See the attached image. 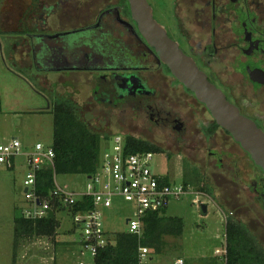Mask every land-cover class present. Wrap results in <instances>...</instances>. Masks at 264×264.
Listing matches in <instances>:
<instances>
[{
  "label": "flooded vegetation",
  "instance_id": "af4514ba",
  "mask_svg": "<svg viewBox=\"0 0 264 264\" xmlns=\"http://www.w3.org/2000/svg\"><path fill=\"white\" fill-rule=\"evenodd\" d=\"M62 1L68 0L28 3L31 23L41 30L39 37L52 36L49 49L41 42L35 65L85 72L92 114L99 111L106 122L114 119L115 126L138 136L151 134L146 142L175 149L182 164L200 171L202 178L206 171L225 173L233 162L230 135L213 123L199 132L191 126L192 120L180 117L184 103L171 102L169 94L175 90H169L170 73L139 36L130 16H125L124 7L95 8L86 22L47 34L51 18H34L36 9L62 10L61 21L57 19L61 24L62 17L78 11ZM178 10L168 26L158 23L208 81L264 134V0H193ZM218 137L223 148L219 151L210 145L208 149L206 144ZM246 156L244 152V230L247 239L264 252V173L250 166ZM215 177L212 173L208 180L216 183Z\"/></svg>",
  "mask_w": 264,
  "mask_h": 264
},
{
  "label": "rangeland",
  "instance_id": "374dc122",
  "mask_svg": "<svg viewBox=\"0 0 264 264\" xmlns=\"http://www.w3.org/2000/svg\"><path fill=\"white\" fill-rule=\"evenodd\" d=\"M29 1L0 0V28L2 31L14 32L18 30L17 21L26 19L25 13L30 17L29 20L27 18L24 21L23 28L26 29L31 25L32 16L28 12ZM41 1L45 5L52 3V0ZM147 1L157 22L168 26L171 23L172 14L177 17L178 9L187 7L193 0ZM62 2L72 5L78 11L75 10L73 16L62 17L61 24L58 23L57 19L59 20L62 10L57 8L53 10L54 7L49 11H41L39 7L36 9L35 18L39 15L44 18H51L49 19L50 25L45 28L46 30L49 29V32L59 31L61 27L64 30H69L75 25L86 22L89 16L94 14L95 8L122 4L120 0H68ZM85 9L90 10L87 12ZM76 12L80 16H74ZM125 16L129 17L126 13ZM28 22L29 24H27ZM25 24L28 26H24ZM28 56L29 54L27 57L25 56L27 61H11L6 47L1 48L0 46V144L9 143L13 139L21 143V156L0 168V234L3 238L8 235V238H11L13 217L21 216L19 209H12L13 203L18 204L20 209L27 208L28 202L25 201L23 195L25 172L19 167L23 155L32 152L38 143L44 147L51 145L52 115L46 111L49 110L48 107L53 104L56 97L57 99L68 97L79 104L83 118L87 119L92 128L102 135V150L111 145L114 134H121L124 137L126 135L132 136L144 141H148V137H151V134L147 132L146 135L138 136L135 132L120 129L112 122L114 119L106 122L99 111H93V115L91 113L93 102L89 96V87L84 86L87 80L85 79V72H62L56 76L53 73L37 69ZM74 75L80 77L75 78ZM69 77H71L72 82ZM40 78H48L51 79L50 81L58 78L57 81L60 80L61 83L58 82L57 92L55 84L40 80ZM167 79L170 82L169 90L171 88L175 90V93L169 94L171 102L178 103L180 101L184 103V106L179 107L181 109L180 117L192 120L191 126L199 132L203 131L206 123L214 124L209 112L195 100L191 93L178 84L171 75ZM67 82L74 87L76 86L75 88H81L79 90L74 89L75 92H69V94L70 89L68 87L61 88ZM43 85H48V87H43ZM65 90L68 91L64 92ZM76 92L77 94H75ZM159 138L163 142V138ZM231 140L233 162L228 164L227 161L226 172L206 171L209 176L214 173L216 183L209 181L208 175L203 178L201 175L199 176L200 171H195L192 168L185 170V164H182L180 154L175 149L166 150L159 144H151L154 149L159 151L151 162V171L158 175H168L171 181L178 185L187 181L190 187L178 201L169 203L165 213L167 216L182 219V233L178 236L163 237V244L159 253H153L147 248L148 253L144 258L145 261L143 260L145 264H174L178 259H182L184 264H222L220 252L224 246L226 224L237 221L244 227V151ZM217 141L220 142V137L215 138L211 143L208 142L206 147L209 149L211 145V148L220 151V148L223 147L221 142L219 144ZM201 156H198L199 159L202 158ZM246 157L248 164L254 167L251 159ZM14 162L16 167L11 170ZM54 182L55 186L66 188L75 193L85 192L88 184L87 177L84 175H59L54 178ZM196 199L200 202V206L201 204L207 206L205 215L201 213L200 206L198 207L194 203ZM102 215L103 228L107 234L127 232L128 228L125 222L127 219L133 218V206L121 199H115L112 207L103 210ZM56 218L59 220L56 234L53 237H40L26 242L24 245L25 253H30L35 248V251L40 252V257L47 260L42 261V264H92L89 254H83L80 249L81 231L79 229L73 230L68 212L58 211Z\"/></svg>",
  "mask_w": 264,
  "mask_h": 264
},
{
  "label": "trees",
  "instance_id": "16d2710c",
  "mask_svg": "<svg viewBox=\"0 0 264 264\" xmlns=\"http://www.w3.org/2000/svg\"><path fill=\"white\" fill-rule=\"evenodd\" d=\"M120 1L126 15L129 16L126 0ZM56 99L46 111L52 115L50 147L54 157L51 166H45L37 173L36 196L40 200L47 198L53 191L56 176L84 175L87 178L92 176L97 169L102 152V135L92 128L87 119L83 118L79 104L68 97ZM214 125L217 127L215 123ZM124 143L127 153L153 152L158 154L159 152L150 143L132 136L126 135ZM184 169L191 168L184 166ZM183 185L190 186L187 181H183ZM62 209L54 206L55 216L53 218L33 220L22 215L15 217L14 234L16 238L53 237L59 227L56 212ZM91 209V199L84 198L71 207L68 214ZM165 213L166 209L147 213L143 217L140 235L129 232H117L113 235L106 233L107 245L97 251L92 264H141L139 248L142 247L149 248L153 253H159L163 237L178 236L183 230L181 218L167 216ZM75 229L73 227V230ZM225 243L228 264H264V252L247 239L244 227L239 222L231 221L226 224Z\"/></svg>",
  "mask_w": 264,
  "mask_h": 264
},
{
  "label": "built area",
  "instance_id": "2783aa9c",
  "mask_svg": "<svg viewBox=\"0 0 264 264\" xmlns=\"http://www.w3.org/2000/svg\"><path fill=\"white\" fill-rule=\"evenodd\" d=\"M21 143L13 139L0 144V166H6L21 156ZM157 153H127L124 136L114 134L111 145L102 150L95 173L88 177L86 191L75 193L55 186L46 198L36 196V177L39 170L51 166L54 153L51 147L36 144L32 152L25 154L26 171L23 179L24 199L29 203L22 215L33 220L48 217L54 206L67 211L84 198L91 199L92 209L70 214L72 224L81 231L79 239L82 253L93 259L99 249L107 245L108 238L103 228L102 211L112 207L115 199H121L133 206V218L125 222L129 233L140 235L143 217L147 213L167 209L172 201H178L190 186L178 185L168 175H158L151 171V162ZM167 179V181H166ZM198 207L200 202H194ZM58 212V211H57ZM55 216V212H54ZM225 238V236H224ZM226 243L220 252L222 264H228ZM147 248H139L140 263L145 264ZM144 260V261H143ZM174 264H184L178 259Z\"/></svg>",
  "mask_w": 264,
  "mask_h": 264
},
{
  "label": "water",
  "instance_id": "95a60500",
  "mask_svg": "<svg viewBox=\"0 0 264 264\" xmlns=\"http://www.w3.org/2000/svg\"><path fill=\"white\" fill-rule=\"evenodd\" d=\"M126 3L137 33L153 50L158 62L207 109L215 124L225 130L247 153L253 164L264 173V134L260 129L241 115L224 94L208 81L193 60L168 37L164 27L154 19L147 0H126ZM206 208L205 204H201L203 215L207 212ZM53 217L54 212L49 210L48 218Z\"/></svg>",
  "mask_w": 264,
  "mask_h": 264
},
{
  "label": "crops",
  "instance_id": "0c3cea01",
  "mask_svg": "<svg viewBox=\"0 0 264 264\" xmlns=\"http://www.w3.org/2000/svg\"><path fill=\"white\" fill-rule=\"evenodd\" d=\"M32 13H34V12H32ZM31 16H33V15L31 14ZM17 23H18L17 28H19V29L14 31V32H4L0 28L1 29L0 46H1V48L6 47V49L8 50V54H9L11 61H14V62H16V61H18V62L27 61L25 58L29 54L28 57L31 58L33 66H35L39 70H44L45 72L53 73L56 76L62 74V72H68V71H64V69L63 70L49 69V68L43 69L40 66L35 65L33 60L34 59H35V61L37 60L36 58L38 57V55L40 53L41 42L45 41L46 43L43 42V45H45L47 47V49H49V46L52 44V42H51L52 36L47 35V36H45L46 39L42 40V38L39 37V34H38L39 31H41V30L38 29L35 22H32L30 26L27 25V24H29V22L27 24H25L24 26H26V25L28 26V28H26V29L23 28L24 20L19 19L17 21ZM48 30L49 29H47L45 32L47 34H51L52 32H49ZM14 57H17V58H14ZM68 74H70V73H68ZM85 75L87 76L88 74H85ZM74 76H75V78L80 77L79 75H74ZM81 78H82L81 80H83V77H81ZM40 80L47 81V82L49 81V82H51V84H55L56 85V92H57V89H58L57 87L59 84L58 82H60V80L57 81L58 78H57V80H52V81H50L51 79H48V78H46V79L40 78ZM69 85H72V84L67 82L66 85L61 86V88L68 87L70 89V91L65 90L64 92L68 91V93L69 92L71 93L74 91V89L79 90L81 88V87L75 88L73 85L72 86H69ZM43 87H48V85L47 86L43 85ZM75 94H77V92ZM41 112H44V111H41ZM24 158H25V156L23 155V160L19 164V167L21 168L22 171L25 172L26 166H25V159ZM13 161H14V159H13ZM1 167H4V166H0V168ZM15 167H16V163L14 162L13 163V169H11V170H14ZM28 207H29V203H27V208ZM12 209L13 210L19 209V211H21V215H22L23 211L25 210L24 208L20 209L19 205L16 204L15 202L12 205ZM14 219H15V217H13V230H12L11 238H8L9 235L6 236V238H3L2 235L0 234V264H42V261L43 262L47 261V260H44L43 258L40 257V252L35 251V248L32 250V252L27 253V254L25 253V249H24L25 243L28 241L40 238V237H22V238L19 237V238H16V236L14 234V229H15ZM71 226H72V228L75 227L72 224V222H71ZM53 264H55V263H53Z\"/></svg>",
  "mask_w": 264,
  "mask_h": 264
},
{
  "label": "bare ground",
  "instance_id": "6f19581e",
  "mask_svg": "<svg viewBox=\"0 0 264 264\" xmlns=\"http://www.w3.org/2000/svg\"><path fill=\"white\" fill-rule=\"evenodd\" d=\"M125 144V143H124ZM24 192V191H23Z\"/></svg>",
  "mask_w": 264,
  "mask_h": 264
}]
</instances>
